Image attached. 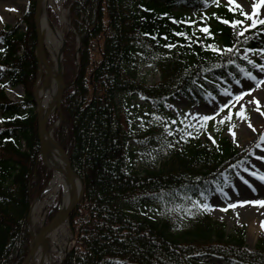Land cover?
<instances>
[{
	"label": "trees",
	"instance_id": "obj_1",
	"mask_svg": "<svg viewBox=\"0 0 264 264\" xmlns=\"http://www.w3.org/2000/svg\"><path fill=\"white\" fill-rule=\"evenodd\" d=\"M34 6L29 0L26 33L0 30V264H23L28 210L51 178L38 157L30 92L19 102L5 94L28 89L36 75ZM68 9L79 39L77 74L63 91L54 138L83 197L68 217L74 245L64 264H264V239L249 251L244 229L228 233L192 203L223 190V175L242 155L221 131L204 142L164 108L172 95L198 103L249 71L255 62L237 52L264 53V24L245 29L240 11L217 0H71ZM73 41L70 33L64 53ZM24 42L27 49L17 53ZM141 66L158 72L159 81H141ZM137 96L166 114V132L152 126L135 135L130 97ZM138 155L139 171L131 166ZM153 207L161 214L148 211Z\"/></svg>",
	"mask_w": 264,
	"mask_h": 264
},
{
	"label": "rangeland",
	"instance_id": "obj_2",
	"mask_svg": "<svg viewBox=\"0 0 264 264\" xmlns=\"http://www.w3.org/2000/svg\"><path fill=\"white\" fill-rule=\"evenodd\" d=\"M71 0H64L59 7L49 5L47 7V16L51 24L61 30L62 37L64 39V48L66 40L70 33L74 35V41L71 45L69 52L64 53L62 51V72H63V84L71 83L77 74V48L79 46V39L71 31V26L68 17V6ZM220 4L234 7L242 14L244 18L245 29L253 28L264 21V3L261 0H235L234 4H230L229 0H217ZM36 2L33 11V22L35 28V11ZM29 0H0V30L5 28H11L19 33H26L27 28L24 24V18L30 12L28 11ZM239 5L240 7H237ZM253 5H257L255 10ZM245 13L247 15H245ZM106 23V20L104 21ZM101 45V40H99ZM28 44L24 42L16 47L17 53H21L27 49ZM37 39L34 46L33 55L35 57L37 68L34 81L29 84L28 89L24 86H19L13 89H6L5 94L7 98L14 102L21 101L26 92H30L33 99L37 82L44 80V74L42 77L37 79V75L40 73V61L36 54ZM69 47L67 45L66 50ZM99 51L91 53V61L97 63L100 59ZM46 60L49 58L48 53L45 51ZM237 55L240 58L250 59L256 61L249 67L247 73H242L237 79L230 80L224 88H221L214 96H206L198 103H191L186 97L181 95H172L167 99L165 104L166 114H171L175 120L176 125L181 128H185L190 132L198 133L200 140L214 141L216 133L221 131L223 137L227 138L242 155V160L233 164L227 173L222 177V181L225 184L224 191H215V193L208 197H202L199 200L193 199L192 203L201 205H208L207 210L211 216L219 221H222L226 225V231L230 233L234 228H242L245 230V245L247 250L252 251L256 246L259 239H264V205L255 204L250 207L249 213L238 216L236 208L229 207L231 204H239L243 201H264V181L258 184L259 192L253 194H247L249 188L241 189L237 193V185H241V181L245 180L249 176V172L254 168L264 170V159L258 157L264 156V140H261V136H264V100H260L259 96L264 90V71H261L260 66L264 65V53H256L250 55L246 52L239 51ZM251 73L252 76L256 77V80L251 79L247 74ZM139 79L148 85H152L159 81V73L154 71L148 66H141L138 72ZM241 93H245L241 95ZM240 96V99H237ZM132 108L131 109V126L134 129L135 135L145 133L148 128L154 126L162 132H166L169 127V121L167 117L159 115L155 110L150 109V103L141 96L130 97ZM258 101V103H257ZM227 105V107H224ZM34 113H37V106L33 99ZM57 112L46 122V130L51 131V136L54 138V132L58 128H54L56 123H61L62 115L61 102ZM240 113V115H237ZM210 116L213 117L210 120H203L202 117ZM223 124V127L218 129L217 124ZM213 124V125H212ZM60 125V124H59ZM251 125V127L249 126ZM222 128V130H221ZM235 133L233 136L232 133ZM38 133V130H37ZM247 136V137H246ZM55 140V139H54ZM129 147L135 146L134 142H129ZM41 163L40 153L38 155ZM136 162L131 163L133 170H142L143 165L140 162V156L135 158ZM43 165V164H42ZM48 169V168H47ZM49 170V169H48ZM51 175L52 172L49 170ZM51 177V176H50ZM78 177V176H77ZM241 177L244 179L242 180ZM49 182V181H48ZM46 184V187L48 185ZM45 187V189H46ZM233 191H231V189ZM44 189V190H45ZM43 192L33 200L35 202L42 196ZM188 202L183 201V205ZM54 207V206H53ZM53 208L47 209L50 212ZM216 209V211H215ZM218 209V210H217ZM226 209V211L224 210ZM153 215L161 214V210L158 207L150 208ZM54 212V211H53ZM55 214H48L46 222L50 220ZM69 231L71 232L70 225L68 222ZM30 229V228H29ZM39 229L38 226L36 228ZM31 231V230H30ZM72 240L73 235H71ZM74 241V240H73ZM72 245V241H71ZM70 245V246H71ZM215 264H236L231 262H223L222 260H215ZM119 264V263H117Z\"/></svg>",
	"mask_w": 264,
	"mask_h": 264
},
{
	"label": "bare ground",
	"instance_id": "obj_3",
	"mask_svg": "<svg viewBox=\"0 0 264 264\" xmlns=\"http://www.w3.org/2000/svg\"><path fill=\"white\" fill-rule=\"evenodd\" d=\"M63 1L37 0L40 7L36 16L37 28L42 45L49 55L47 60L49 72L41 64L40 71L46 77L43 81L39 80L37 82L34 92L37 112L40 113L42 121H48L56 112L58 108V96L62 90L59 47L63 37L61 30L50 23L47 16V7L49 5L56 7V4L60 7ZM47 80L48 83H46ZM259 99L261 101L264 100V90L260 94ZM51 131L52 129L46 133H42V136L49 148L46 161L52 175L42 196L31 207L30 230L32 236L35 237L37 231L47 224L46 218L49 214L47 209L49 207L53 208L54 206L59 218L48 229L44 239L37 246L34 257L27 264H61L72 241L65 212L71 205L72 193L75 192L76 195H79L81 183L74 173L70 174L68 172L65 157L50 143L49 137H52ZM253 172L257 175L253 176L249 174L245 179L248 183H244V180L241 181V185H237V193L242 192L247 187L249 188L247 194H253L259 190L258 184H261L263 181L258 179L257 176L264 175V170L262 168H254L249 173ZM230 189L233 191L232 188ZM236 205L238 207L236 211L240 217L249 213L250 207L254 206L250 201H243ZM37 226L38 230L36 229Z\"/></svg>",
	"mask_w": 264,
	"mask_h": 264
},
{
	"label": "water",
	"instance_id": "obj_4",
	"mask_svg": "<svg viewBox=\"0 0 264 264\" xmlns=\"http://www.w3.org/2000/svg\"><path fill=\"white\" fill-rule=\"evenodd\" d=\"M39 10H40L39 4L36 2V11H35V19H34L35 20V27H36L35 30H36V35H37L36 54L38 56V59L40 61H42V63L44 64L45 68L47 69V72H49L48 63H47L46 58H45L44 48H43L42 42L40 40V36H39L38 28H37V22H36V16H37V13H38ZM63 48H64V41L62 40L61 41V46H60V49H59V57L60 58H61V54H62ZM61 74H62V72L60 71V75ZM46 83H48V80L46 81ZM63 89H64V85L62 84V90H61V92H60V94L58 96V102L61 99ZM33 98H34V95H33ZM37 129H38V141H39L40 157H41L43 165L48 167L47 166V161H46V156H47V152L49 151V148H48V146H47V144H46V142H45V140H44V138L42 136V133H46V120H43V121L41 120V115H40L39 112L37 114ZM49 141L55 147V149L65 157L68 172L70 174L73 173L70 160H69L68 156L65 154V152L63 151V149L60 147V145L52 137H49ZM82 197H83L82 188H81V191H80L79 195H76L75 192L72 193L71 205L68 208V210L65 212V215H66L67 218L72 213V211L77 207V205L80 203ZM32 205H33V203L31 204V206L29 208L28 215H27V220H26L27 221L28 232H29V235H30V250H29V252H28L23 264H27L28 261L31 260L34 257V254H35L37 246L44 239L45 234L48 231V229L51 227V225L59 218V215L56 214L52 218V220L48 224H46L45 226H42L37 231L36 236L33 237L32 234H31V231L29 229V226H30V223H31L30 222V212H31ZM67 253L65 254L64 259H63L61 264L64 263V260H65V257L67 255Z\"/></svg>",
	"mask_w": 264,
	"mask_h": 264
},
{
	"label": "snow or ice",
	"instance_id": "obj_5",
	"mask_svg": "<svg viewBox=\"0 0 264 264\" xmlns=\"http://www.w3.org/2000/svg\"><path fill=\"white\" fill-rule=\"evenodd\" d=\"M229 3L230 4H234L235 3V0H229ZM261 3H264V0H261ZM237 7H240V6L237 5ZM256 7H257V5H253V9L254 10H255ZM245 15H247V14L245 13ZM224 22L225 23H228V21H224ZM232 23L235 24V23H238V22L237 21H233ZM260 23H264V21H260ZM203 31L207 32L208 29L205 27L203 29ZM260 68H261V71H264V65L260 66ZM247 75L251 79L256 80V77L252 76L251 73H248ZM244 94L245 93H241V95H244ZM237 99H240V96H237ZM257 103H258V101H257ZM224 107H227V105H224ZM237 115H240V113H237ZM212 118L213 117H210V116H204V117H202V119L205 120V121L210 120ZM249 126L251 127V125H249ZM232 134H233V136H235V133L234 132ZM261 140H264V136H261ZM258 158L259 159H264V156H260ZM250 175L256 176L257 174L255 172H253V173H250ZM257 178L260 179V180H262V181H264V175H259V176H257ZM241 179L243 180L244 178L241 177ZM244 183H248V181L247 180H244ZM252 203L264 205V201H252ZM236 206H237L236 204L229 205V207H233V208L236 207ZM203 207L206 208V209L209 208L208 205H203ZM224 210L226 211V209H224ZM262 227H264V222H262Z\"/></svg>",
	"mask_w": 264,
	"mask_h": 264
}]
</instances>
